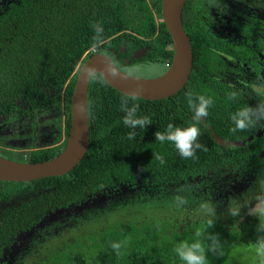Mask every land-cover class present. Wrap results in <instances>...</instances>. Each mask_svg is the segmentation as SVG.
I'll use <instances>...</instances> for the list:
<instances>
[{"label":"trees","instance_id":"trees-1","mask_svg":"<svg viewBox=\"0 0 264 264\" xmlns=\"http://www.w3.org/2000/svg\"><path fill=\"white\" fill-rule=\"evenodd\" d=\"M205 1L216 0H189L182 12L193 66L188 83L178 94L159 101L128 98L97 75L96 79L91 78L88 89L90 137L82 162L62 177L25 184L0 182V203L5 207L0 238L6 248L18 234L40 224L48 206L64 209L81 204V209H85L88 200L106 202L100 208L90 205L81 215L76 214L71 226L58 229L56 234L43 235V244L36 243L29 253H23V261L183 264L175 248L178 243H191L196 233L206 228L205 203L215 213L208 232L223 243V255L209 253V264H226L233 235L242 247H253L261 235L256 231L257 225L263 221L255 215L244 216L246 208L239 217L229 214L232 199L244 194L249 202V193H225L230 191L228 183L236 179L235 172L264 175L258 169L263 163L259 154L264 150V136L252 139L255 126L232 131L231 116L244 107L236 98L229 99L234 92H225L227 87L211 77L222 67L209 47L217 46L219 51L221 48L211 44L216 39L208 35L205 27ZM96 24L103 27L100 45L94 39ZM123 45L126 55L119 52ZM146 47L151 50L152 62L171 63L173 51L161 18V0H0V115L20 111L18 102L33 106L36 111L58 104L68 115V135L75 79L92 51L111 57L123 71L126 67L121 57L128 58L135 50ZM112 53L117 54L119 65ZM189 95L193 99L203 95L214 101L208 116L199 122L192 120ZM125 99L129 106L138 107V115L149 117L151 125L135 130L126 127L120 107ZM169 123L177 127L194 124L199 128L197 141L202 147L194 157L182 158L173 144L155 140V132H164ZM133 131L135 136L129 140L128 134ZM212 134L225 142L245 145L222 147L215 143ZM65 145L66 142L53 152H33L25 160L4 158L42 163L58 156ZM227 175L228 182L224 184ZM180 206L182 214L178 220L174 213ZM54 238V245L48 247ZM113 243L121 244L119 255L111 247Z\"/></svg>","mask_w":264,"mask_h":264},{"label":"flooded vegetation","instance_id":"flooded-vegetation-1","mask_svg":"<svg viewBox=\"0 0 264 264\" xmlns=\"http://www.w3.org/2000/svg\"><path fill=\"white\" fill-rule=\"evenodd\" d=\"M202 18L208 35L216 39L211 44L221 48L219 51L217 46L209 47L211 54L219 58L218 66L222 67V71L211 76L212 79L224 84L227 87L225 92H234L237 102L243 107L264 105V0H216L211 3L205 1V14ZM122 50L123 48L119 52L126 55V48L124 53ZM143 50L146 51L143 57L138 60L131 58L135 53ZM150 52L148 47L135 50L128 58L121 57L122 64L127 68L141 64H162L152 62ZM114 59L116 65H119L117 54ZM132 61L137 63L132 64ZM17 108H20V111L13 115H0V141L1 138L6 139L0 145L1 157L19 159L23 157L21 152H28L27 155L24 153L27 159L33 152L43 150L53 152L65 144L68 137V115L60 105H49V108L45 106L43 110L36 111L35 107L18 102ZM255 127L256 132L252 135V139L254 140L260 133L261 136L256 138L260 140L264 136V121L258 122ZM259 158L263 163L259 164L258 169L264 174V150L260 152ZM255 173L235 172L236 179L228 183L231 192L227 191L225 196L254 189L256 185L253 182L257 177ZM227 177L229 178V175L226 176L224 184L228 182ZM89 199L91 200L92 197ZM105 204V200L93 203L88 200L85 209H81L79 206L81 204L64 209L48 206L46 216L40 221L42 226L38 227V224L33 228V232L18 234L9 248L4 246L0 238V264H15L23 253H29L34 244L42 241L41 236H50L53 230L58 228L57 225L72 221L77 217L76 214L81 215L90 205L91 208L94 206L100 208ZM4 211L5 207L0 203L1 220ZM37 230L43 234L39 235ZM11 254H16L17 258H11Z\"/></svg>","mask_w":264,"mask_h":264},{"label":"water","instance_id":"water-1","mask_svg":"<svg viewBox=\"0 0 264 264\" xmlns=\"http://www.w3.org/2000/svg\"><path fill=\"white\" fill-rule=\"evenodd\" d=\"M188 1L161 0V18L171 39L173 56L169 68L160 77L143 80L128 76L115 66L111 57L92 54L81 66L75 79L70 101V125L64 150L55 158L36 164L16 162L0 156V182L25 184L62 177L82 162L88 151L90 137L87 95L91 78L83 71L85 67H95L97 75L108 86L128 98L159 101L178 94L188 83L193 66L190 42L182 25V12ZM122 48L124 53L125 46L123 45ZM145 52V50L139 51L131 58L138 60ZM112 55L116 56L115 53ZM109 67L117 73L116 76L109 73ZM260 136L261 134L258 133L254 139ZM212 138L222 147L237 148L245 145V142H225L214 134ZM42 225L39 224L38 227Z\"/></svg>","mask_w":264,"mask_h":264},{"label":"clouds","instance_id":"clouds-1","mask_svg":"<svg viewBox=\"0 0 264 264\" xmlns=\"http://www.w3.org/2000/svg\"><path fill=\"white\" fill-rule=\"evenodd\" d=\"M96 33L95 43L100 45L103 43L102 34L103 27L100 24L93 26ZM86 75L92 79L97 78V70L95 67L88 66L83 69ZM112 76H116L117 73L110 67L108 69ZM235 98V93L232 94L230 99ZM211 97H205L203 95L193 97L189 95L188 103L193 111L192 120L199 122L202 118H206L209 114L208 109L213 104ZM121 111L124 112L123 124L130 129L144 128L146 125H151V120L147 116L138 115V107L136 105L129 106L127 99L121 103ZM231 120L234 124L232 128L233 132L242 131L250 127L255 126L258 122L264 121V105L261 106H247L241 108L231 116ZM155 140L160 143L170 142L174 145L176 151L182 158L194 157L197 149H200L202 145L198 143L197 138L200 135V130L194 124L189 127H177L169 123L164 132H155ZM135 136V132L128 134V139L131 140ZM163 163V159L158 157ZM242 194L239 198H233L231 204H229V214L232 217H239L241 211L244 208H248L250 215L264 216V203L259 208H249V202L243 198ZM183 203V201H180ZM204 213L208 217L206 220V228L202 232L196 233L195 238L191 243L183 242L178 243L175 248L176 255L183 264H209V253L214 256L223 255V243L219 237L215 234L208 232V229L212 227L213 217L215 215L213 207L209 203H205L203 207ZM256 231L261 235L253 243V249L258 264H264V222L257 225ZM114 251L119 255L121 244L113 243L111 245Z\"/></svg>","mask_w":264,"mask_h":264},{"label":"rangeland","instance_id":"rangeland-1","mask_svg":"<svg viewBox=\"0 0 264 264\" xmlns=\"http://www.w3.org/2000/svg\"><path fill=\"white\" fill-rule=\"evenodd\" d=\"M95 53H96L95 51H92V54H95ZM169 66H170V64H169ZM167 69L168 68H166V67L164 68L162 64H141V65L135 66V67H128V68L126 67L122 72L128 76H131V77H134L137 79L153 80V79L160 77ZM4 140H6V139L1 138L0 145H2L5 142ZM21 153H23L22 159L25 160L24 153L27 155L28 152H21ZM253 183H254V185H256V186H254L253 192L247 191V193H249L248 196L250 198L249 208L250 207L251 208H259L261 206V204L264 203V175L257 176L255 182H253ZM182 204H184V202ZM181 207L182 206H180V208L177 209L178 211L176 213H174V215H176L175 217L178 220L181 218V214H182L181 213ZM126 211H128V210H126ZM129 212H130V210H129ZM146 212L149 213L147 208H146ZM151 212H153V211L151 210ZM162 215H164V214H162ZM243 215L244 216L250 215L248 212V208H246ZM252 215H254V214H252ZM255 216H257V215H255ZM258 217H260V219L264 222V216H258ZM113 218L116 220L115 217H113ZM49 219L50 218H48V220ZM109 222H110V219L107 220V223H109ZM66 226H71L70 221L67 222V224L57 225L58 228L53 230V232H52L53 235L57 233L58 229L64 228ZM68 228H71V227H68ZM39 235H41V234L39 233ZM41 237H42V241H40V240L39 241H40V244H43L45 237H43V236H41ZM54 243H55V238L48 242V247L53 246ZM11 255H12L11 258H13V257L17 258L15 256L16 254H11ZM225 257L228 259L225 261L226 264L227 263L228 264H258L257 258L255 257V254H254L253 247H245V248L242 247L234 235L231 237V240L228 244V249L226 251ZM6 258L8 259V256H6ZM23 260H24L23 257L18 258L17 262L15 261L16 262L15 264H32L31 263L32 260L30 262H26Z\"/></svg>","mask_w":264,"mask_h":264},{"label":"built area","instance_id":"built-area-1","mask_svg":"<svg viewBox=\"0 0 264 264\" xmlns=\"http://www.w3.org/2000/svg\"><path fill=\"white\" fill-rule=\"evenodd\" d=\"M165 67H166V68H169V64L167 63V64L165 65Z\"/></svg>","mask_w":264,"mask_h":264}]
</instances>
